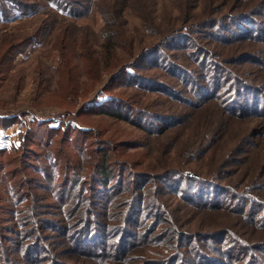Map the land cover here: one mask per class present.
<instances>
[{
    "label": "trees",
    "instance_id": "obj_1",
    "mask_svg": "<svg viewBox=\"0 0 264 264\" xmlns=\"http://www.w3.org/2000/svg\"><path fill=\"white\" fill-rule=\"evenodd\" d=\"M2 1L17 11L3 25L47 19L0 34V81L49 46L57 99L42 105L59 115L54 128L36 102L0 113V130L25 127L0 149V264H264V235L251 239L264 229V0ZM94 13L98 33L75 24ZM99 81L105 100L74 109ZM120 85L151 99L112 93ZM232 122V147H216Z\"/></svg>",
    "mask_w": 264,
    "mask_h": 264
},
{
    "label": "rangeland",
    "instance_id": "obj_2",
    "mask_svg": "<svg viewBox=\"0 0 264 264\" xmlns=\"http://www.w3.org/2000/svg\"><path fill=\"white\" fill-rule=\"evenodd\" d=\"M23 3H29L31 1L35 0H21ZM167 1V0H166ZM0 5H3V7H0V24L3 21L1 14L6 12L7 15L12 18L17 15V11L12 10L9 8L8 4L5 1H2ZM173 14L177 15L178 10L176 8L173 9ZM47 19V16L40 17H30L23 21L16 20L12 24H6L0 25V34L3 32H7L8 30L13 29L15 32L22 31L27 32L30 31L35 27L36 24H40V22L43 24L42 19ZM50 20L45 21V23H48ZM51 22V21H50ZM103 18L99 13H94L90 16H85L79 19L75 20V24L77 26H88L89 29H92L93 32L98 33L100 29L103 26ZM127 25L130 32L133 33V31H137V34L140 33V35H143L144 29L139 28V22L137 19L129 17L127 18ZM156 34V38H157ZM154 38V37H152ZM57 62V52L55 50H51L49 46H39V45H32L28 49L24 51V53L20 54L16 60L12 63V67L9 72H5L3 74L2 80L0 81V102H4V104H8L10 108H2L0 113H5L7 111H11L18 109V107H22L26 105L27 107L31 108L33 111L34 108H32V103L36 102L39 103L37 110L32 112L34 116L41 119L42 121H57V116L59 115V112L57 110L56 105H42L43 104V98L49 95V103L50 101L57 99V75L52 74L49 69L53 68L56 65ZM80 66V65H79ZM147 75L154 74L152 76L157 75L158 77L161 75L159 71H156L157 69L152 68V66L149 64L146 67ZM87 84L90 83V81H86ZM104 85V82L99 81L94 84V87L89 90V92L86 94L85 99L83 97H80L78 95V92L81 93L83 91V88L77 89V95L75 97V107L74 109H78L81 105V102L85 101L86 99H91L99 95V98L101 95V89ZM37 88V89H36ZM112 93L114 94H122L124 96H131L133 94L135 99L134 103L139 105H144L147 101L151 99L149 95H143L138 94L140 93V90L134 89V87L130 85H120L116 86L114 88H110ZM97 99L96 101L98 103L102 102L105 99ZM73 101V102H74ZM96 102V103H97ZM7 109V110H6ZM93 116V115H91ZM90 116H83L81 117V120H79V125L84 123H90ZM114 120H117L114 118ZM107 124H109L112 128L119 127L120 130L124 131V133H127L132 130L131 126L119 121L111 122V120H108ZM52 127H56V122L51 123ZM237 123L232 122L229 125H227L226 131L223 133V138L226 133L228 135L224 138L225 141H219L216 145V147H222L223 149L228 150L231 145H233L232 132L238 131L237 129ZM53 128V129H54ZM231 129V130H230ZM241 130L242 128H239ZM25 130L24 124L18 123V122H11L5 129L0 130V149H7L14 146L19 147L20 144V135ZM46 130V129H45ZM44 129H42L40 132H43ZM230 134L231 137H230ZM222 138V139H223ZM234 138V137H233ZM39 140V139H38ZM47 141V140H46ZM155 140L152 143V147H155ZM11 144H14V146H10ZM226 144H228L226 147ZM36 147H49L43 145V140H39V142L35 145ZM232 147V146H231ZM40 151V149H39ZM45 151V150H44ZM216 154L218 153L220 156V152L216 150ZM172 152L170 151V154ZM252 176V175H249ZM246 177H244L245 179ZM247 185V184H242ZM264 235V229L260 231H253L251 234V239L256 240L258 238H261V236ZM264 238V236H263ZM260 256V255H259Z\"/></svg>",
    "mask_w": 264,
    "mask_h": 264
},
{
    "label": "built area",
    "instance_id": "obj_3",
    "mask_svg": "<svg viewBox=\"0 0 264 264\" xmlns=\"http://www.w3.org/2000/svg\"><path fill=\"white\" fill-rule=\"evenodd\" d=\"M10 146H14V144H11ZM14 147H17V146H14Z\"/></svg>",
    "mask_w": 264,
    "mask_h": 264
}]
</instances>
